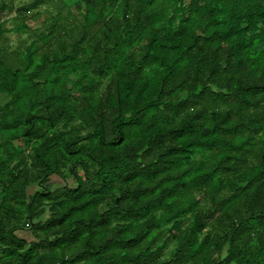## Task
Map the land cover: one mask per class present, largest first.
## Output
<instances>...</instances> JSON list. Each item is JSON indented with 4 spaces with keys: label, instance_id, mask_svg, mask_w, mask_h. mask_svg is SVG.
<instances>
[{
    "label": "trees",
    "instance_id": "1",
    "mask_svg": "<svg viewBox=\"0 0 264 264\" xmlns=\"http://www.w3.org/2000/svg\"><path fill=\"white\" fill-rule=\"evenodd\" d=\"M0 264H264V0H0Z\"/></svg>",
    "mask_w": 264,
    "mask_h": 264
},
{
    "label": "rangeland",
    "instance_id": "2",
    "mask_svg": "<svg viewBox=\"0 0 264 264\" xmlns=\"http://www.w3.org/2000/svg\"><path fill=\"white\" fill-rule=\"evenodd\" d=\"M13 1H15V3H16V5H20V4H23V3H26V2H29V1H31V0H13ZM43 11H44V9H43ZM44 15V17H46V15L45 14H43ZM31 26H32V29H36L37 27H39V24L37 23L36 25L34 24V23H29ZM35 26H37V27H35ZM9 36H10V38H11V40H12V44H14V45H16L17 44V42H18V40L20 39L18 36H17V34H14V35H11V34H9ZM26 38V35H24V39ZM26 236H28V235H26Z\"/></svg>",
    "mask_w": 264,
    "mask_h": 264
},
{
    "label": "crops",
    "instance_id": "3",
    "mask_svg": "<svg viewBox=\"0 0 264 264\" xmlns=\"http://www.w3.org/2000/svg\"><path fill=\"white\" fill-rule=\"evenodd\" d=\"M53 9H55V11L57 10L56 7L53 8ZM66 11H67V10H66ZM75 12H76V9H75ZM46 21H47V17H44V15H43L40 19L38 18V20H37L36 23H34V22H33V23H34V24H37V23H38V24L42 25V23H44V22H46Z\"/></svg>",
    "mask_w": 264,
    "mask_h": 264
}]
</instances>
